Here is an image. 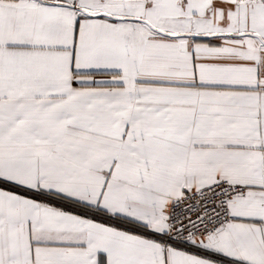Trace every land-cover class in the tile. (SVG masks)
Wrapping results in <instances>:
<instances>
[{
	"label": "snow or ice",
	"instance_id": "1",
	"mask_svg": "<svg viewBox=\"0 0 264 264\" xmlns=\"http://www.w3.org/2000/svg\"><path fill=\"white\" fill-rule=\"evenodd\" d=\"M0 264H264V0H0Z\"/></svg>",
	"mask_w": 264,
	"mask_h": 264
}]
</instances>
